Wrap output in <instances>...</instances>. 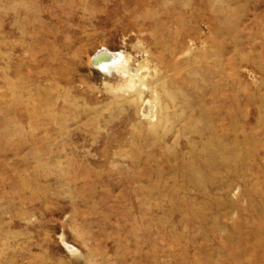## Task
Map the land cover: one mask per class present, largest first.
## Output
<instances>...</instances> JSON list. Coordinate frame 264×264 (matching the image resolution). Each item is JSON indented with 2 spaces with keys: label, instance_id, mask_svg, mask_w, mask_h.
Wrapping results in <instances>:
<instances>
[{
  "label": "rangeland",
  "instance_id": "1",
  "mask_svg": "<svg viewBox=\"0 0 264 264\" xmlns=\"http://www.w3.org/2000/svg\"><path fill=\"white\" fill-rule=\"evenodd\" d=\"M104 46L167 93L207 66L205 97L235 111L213 118L214 149L207 130L148 145L155 91L94 62ZM101 166L112 180L88 177ZM0 264H264V0H0Z\"/></svg>",
  "mask_w": 264,
  "mask_h": 264
},
{
  "label": "bare ground",
  "instance_id": "2",
  "mask_svg": "<svg viewBox=\"0 0 264 264\" xmlns=\"http://www.w3.org/2000/svg\"><path fill=\"white\" fill-rule=\"evenodd\" d=\"M126 4L128 3L119 2L117 6L118 5L125 6ZM138 4H140V1L138 2ZM4 5H5L4 12L7 15H10V14L14 15L13 18L11 19L12 22L14 23H11L12 26L10 30L6 29V27L4 26V31L5 30H8V31L2 32L3 43L5 46L13 45L15 47H18L17 45H14L10 42L11 36L14 37L15 35L19 34V39H21L22 34L23 32H26L28 25L26 24V22L24 24L21 23L19 19L17 18L20 15V8L17 6L16 3L11 4V2H7ZM30 10L31 8L27 6L26 11H30ZM183 14H185V12L181 10L180 14L177 15L176 22L181 25L179 29V35L185 36L187 34L188 29L186 25L184 24ZM208 22L210 24V21ZM192 33H191V36L195 35V32L193 34ZM19 43H22V40L21 42L19 40ZM184 46L185 44L183 43L182 40H180V42L178 44L173 45L172 48L166 49L164 47L167 51L166 53L168 57L170 58L169 64H167L170 68L175 67L174 65L177 64V62L173 60L176 53L180 52V53L185 54L190 51L188 47H184ZM104 47L101 48L97 52L96 55H94V59H93L94 62L96 61V63H99L102 67H105V68L109 66H113L119 69L123 68V72L126 71L129 74L127 79L129 80L130 90L135 89L136 86L143 85V87L151 86L153 90L155 91V94H156L155 99H154L155 103L152 105L150 100H146L142 104V110H141V115H142L141 117L148 119L149 122L151 123L149 127V131H148L149 138L146 137L147 139L146 143L148 145L152 142H155V140H157L159 137H164V138L170 137L169 140L167 139V141L169 142L168 145L172 146L176 144L177 142H179L182 136L184 135L189 134L191 136V135H194V133L196 134L200 130H207V133L205 134V136L199 137L198 140L201 146L203 144L202 146L203 148L205 149L211 148V150L214 149L215 142L213 141V139H214V133L217 129H215L212 123L213 118L216 117L224 121L225 118H227L229 114H232L231 112H235V111H234V108L232 107L230 110L225 109L226 108L225 97H223L222 99L221 97L212 95L211 96L212 98L210 100L209 98L205 97L204 94L207 91L206 89L208 88L206 83L209 82V69L207 66L195 67V69L192 71V74L201 75V77H198L197 79H192V81L189 80L190 81L189 83L191 85L190 87H187L186 85L185 87L184 85L174 86L173 89H171L170 92L167 93L165 91V84L163 83V81H159L158 80L159 78L154 81L152 78L151 84H146L143 81V79L145 78L144 76L139 77L138 81H134L132 78L134 74L132 72V75H131V72H130L132 68H130L129 65H126V60L124 58L122 59L119 53L111 52L107 47L105 48ZM3 52H4L3 54L7 55L6 50ZM50 68L53 69L52 66H50ZM51 69H49L50 72L52 71ZM11 86H14L16 95L18 96L22 95V91L19 90L18 84L15 83L14 85H11ZM209 89L210 88H208V90ZM160 95H164L167 97L166 104H169L171 108L170 111H167L166 108L160 103ZM18 96H17V99H18ZM61 97H64V100L66 101V105H67L66 108L68 109V107L70 106L69 105L70 103L66 99V94L61 95V93H58L52 98L59 99ZM59 115L61 114L59 113L55 114L54 112H52L51 113L52 121L59 123L60 122L59 120L61 119L59 118L60 117ZM184 120H185V123L182 124L180 128L176 127L177 122H182ZM160 128L161 130H159ZM225 128H227V126H225ZM163 143L166 144L165 140ZM115 156L116 155H114V157L111 158V161L116 162L115 164L116 166H118L121 163L115 158ZM103 169H106V168H103L102 166L98 169L90 168L88 172L89 173L88 177L94 180L104 179V178L108 180H112L114 178L113 173H111V170L113 168H110V171L107 170L108 172L104 171ZM124 176L126 178L122 177V179H125L128 182V176L127 175H124ZM62 177L65 178L66 182L70 183L68 175H64ZM132 178L137 179L138 177L134 176ZM72 182H75V180ZM71 198H74V197L71 196ZM142 237H140L141 238L139 239L140 241H144L146 239L144 234L142 235Z\"/></svg>",
  "mask_w": 264,
  "mask_h": 264
}]
</instances>
